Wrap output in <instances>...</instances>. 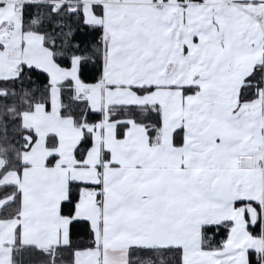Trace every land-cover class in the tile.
I'll use <instances>...</instances> for the list:
<instances>
[{"label":"snow or ice","instance_id":"obj_1","mask_svg":"<svg viewBox=\"0 0 264 264\" xmlns=\"http://www.w3.org/2000/svg\"><path fill=\"white\" fill-rule=\"evenodd\" d=\"M0 264H264V0H0Z\"/></svg>","mask_w":264,"mask_h":264},{"label":"trees","instance_id":"obj_2","mask_svg":"<svg viewBox=\"0 0 264 264\" xmlns=\"http://www.w3.org/2000/svg\"><path fill=\"white\" fill-rule=\"evenodd\" d=\"M42 79V78H41Z\"/></svg>","mask_w":264,"mask_h":264}]
</instances>
